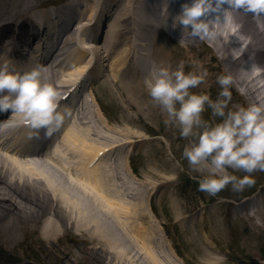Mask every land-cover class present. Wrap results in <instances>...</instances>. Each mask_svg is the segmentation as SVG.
<instances>
[{
    "label": "bare ground",
    "instance_id": "obj_1",
    "mask_svg": "<svg viewBox=\"0 0 264 264\" xmlns=\"http://www.w3.org/2000/svg\"><path fill=\"white\" fill-rule=\"evenodd\" d=\"M102 1L71 0L54 11L33 13L26 0H0V66L8 64L10 70L25 73L30 72L28 66L34 65L33 61L39 62L40 71L46 68L42 79L52 83L61 93L60 111L67 109L61 126L64 148L55 160L21 163L0 155V231L6 234L3 241L11 251L30 239L45 242L38 244L44 255L51 258L47 264H84L83 261L91 264H184V259L168 241V234L161 231L160 223L159 232L155 233L143 224L148 217L152 222L157 221L149 201L165 185L137 177L130 165L131 153L138 151L139 142L147 138L128 127L109 126L99 108L84 103L82 98L79 102L78 97L86 91L91 95L93 83L103 79L108 70L115 79L123 75L141 82L143 78L146 87H150L159 68L151 63L152 47L158 33L163 32L164 43L172 42L175 47L164 45L166 66L162 67L175 71L180 58L185 62L195 59L192 71L206 70L208 73L205 82L196 88L208 82L213 86L219 76L210 60H204L205 52H212L214 60L219 61L220 76L231 74L234 78L230 91L236 94L231 99L235 105L247 107L252 103H264V72L252 75L241 71L250 69L251 64L264 69V14L253 16L242 10L226 12L224 16L214 13L207 19L214 20L220 15L222 23L217 28L218 35L201 40L192 37L191 29H184L176 19L182 6L191 4L190 0H121L117 4ZM80 5L89 18H83L80 9L82 16L78 18L76 13V18L61 29L63 17L70 16ZM172 7L176 15L172 14ZM151 11L154 19L148 18ZM73 23H76L75 28L70 26ZM156 24L158 29L152 31L153 37L149 39L150 35H145L150 31L147 27ZM53 39H58L59 48L64 45L63 52L58 48L52 50ZM71 43L78 48L72 52L71 57H74L68 59L65 55ZM191 52L196 57L185 59L183 54ZM30 53L34 57L31 62L28 61ZM9 54L10 59L7 58ZM147 54L148 59L151 57L149 61ZM86 56H91L87 63ZM114 57L111 65L105 63ZM129 67L133 72L141 67L138 75L142 77L139 79L126 72ZM188 67L184 63V71ZM55 69L62 75H57ZM120 70L126 73H119ZM87 74L89 77L82 80ZM88 81L93 82L86 89ZM112 82L110 86L115 87ZM136 92L131 95L133 98L127 96L124 100L130 110L129 102L135 100L140 105L137 89ZM85 98L88 102L94 101L92 96L85 95ZM78 105H81L79 109ZM226 110H234L231 101ZM11 114L13 116V112ZM21 122L20 116L11 119L16 126ZM136 144V149L131 147ZM258 205L247 204L242 210L248 212L252 207L254 217H262L264 213ZM242 210H236V216ZM199 213L183 219L189 217L192 222L202 216ZM186 224L182 222L183 226ZM69 238L75 240L69 241ZM65 241V248H60L58 245ZM221 259L223 257H210L208 264H223ZM21 262L19 264H33L29 260ZM3 263L14 264L8 260Z\"/></svg>",
    "mask_w": 264,
    "mask_h": 264
},
{
    "label": "rangeland",
    "instance_id": "obj_2",
    "mask_svg": "<svg viewBox=\"0 0 264 264\" xmlns=\"http://www.w3.org/2000/svg\"><path fill=\"white\" fill-rule=\"evenodd\" d=\"M65 1L26 0V4H31L30 6L34 10L33 13H36L38 11L48 12L54 7L59 8ZM108 1H113V3L117 4L121 0H106V2L103 0L105 3H109ZM115 13L116 11L113 12L112 17L115 16ZM148 15L152 17L154 12L151 11ZM88 18L86 16V19ZM154 41L151 63L159 68L166 66L164 45L172 44L174 47L175 45L172 42L164 43L163 32H159ZM176 47L179 48V44H176ZM200 47L201 42L197 46V50L200 51ZM76 48L77 45L71 43L68 48V54L65 56L68 59L74 57H71V55ZM133 55H131V59ZM183 56L185 59L196 57L194 52L187 55L183 54ZM89 57L87 58L86 56L84 61H88ZM115 58L111 60L109 58L105 63L111 65L110 61H114ZM205 59L210 60L214 71L220 76L218 73L219 61L214 60L212 52H205ZM194 60L190 59L185 62L183 58H180V61L190 66L185 69V73L188 70V72H195L191 69L194 65ZM131 70L133 68L129 67L126 72L137 75L135 77H139V79L142 77V75H138L139 72L135 73ZM59 72L60 70L56 69V73ZM122 76L120 75L115 79L108 70L105 77L93 85V90L110 125L131 128L138 133H142V135L144 134L145 138H147H144L146 141L143 142L137 139L140 141L138 151L133 154L131 159L136 176L155 181L158 185L165 183L162 190L158 191L150 201V208L157 216V221L152 222V219L148 217L143 224H146L148 229L155 233L159 232L158 224L160 223L161 231L168 234V241L173 244L175 247L173 249H176L177 253L184 259V264H208V258L210 257H223L221 259L223 264H264V214L262 217H254V208L251 207L248 212L242 210L244 205L248 204L251 206L259 203L258 206L262 208L264 213V171L260 172L257 170L251 173L250 175L255 183L251 186H246L239 192L234 191L231 184L215 196L200 191L199 181L207 175V172L195 170L183 156L184 148L197 142V137L189 136L183 138L180 135L179 126L175 123L167 122L169 121L167 112L151 98L145 79L141 78L143 81L138 82L134 77L131 80L128 76H125V78ZM112 79L116 83L115 87L109 84ZM211 80L213 81V77ZM132 86L134 87L132 88ZM220 88L221 86L218 83L212 86V83L208 82L203 87L196 88L190 92L194 94H209L210 98L215 101L219 97L220 91H222ZM136 89L138 90L137 100H139L138 103L140 105L138 106L133 100L129 102L132 108L130 110L124 100L128 98L127 96H129L128 99L133 98V94L137 93ZM231 93L232 97L235 98L236 94L232 91ZM234 105L235 102L231 100V107ZM205 110L202 113V120L209 125L214 126L222 121L223 118L214 116L212 109L207 105H205ZM225 111L227 112V110ZM202 131L203 128L194 129L196 133ZM228 171L238 178L249 175L240 170L228 169ZM236 210H242L240 215L236 216ZM199 211L202 216L197 217L192 222L188 219L187 222L189 223L185 220L186 226H183L179 221L180 214L185 216ZM153 230L155 231L153 232ZM5 236L6 234L0 231V260L4 262L10 260L15 264H19L22 260H29L33 264H41L38 259L43 260L42 264L51 262V258L47 257V254L44 255L43 250L40 248L41 245L38 244L45 242L30 239L27 240V243L22 242V244H19L22 246L18 245L11 251L10 247L3 241ZM70 240H75V238H69ZM58 246L64 249L66 241ZM83 263L91 264L90 261H83Z\"/></svg>",
    "mask_w": 264,
    "mask_h": 264
},
{
    "label": "clouds",
    "instance_id": "obj_3",
    "mask_svg": "<svg viewBox=\"0 0 264 264\" xmlns=\"http://www.w3.org/2000/svg\"><path fill=\"white\" fill-rule=\"evenodd\" d=\"M241 10L261 16L264 0H192L190 5L182 6L176 19L184 29H191L192 37L212 39L218 35L221 17L207 18L214 13L224 16L226 12ZM241 71L258 75L264 69L251 64L250 69ZM207 76L206 70L185 73L183 61L175 71L160 67L150 84L149 94L167 112V122L179 125L181 137H197V142L184 148L183 156L195 170L207 172L199 181V190L215 196L231 184L233 190L239 192L255 183L251 173L264 171V103H252L247 107L234 105V110L226 112L232 99L233 76L217 78L222 91L215 101L209 94L190 92L204 83ZM60 98V91L42 79L39 69L20 73L10 70L8 64L0 66V112L12 110L13 116H20L32 129H46V137H51L64 123L67 109L60 111ZM205 105L212 109L214 116L223 118L220 123L211 126L202 120ZM8 122L10 120L5 123ZM199 128L203 131L194 132ZM228 169L249 175L238 178Z\"/></svg>",
    "mask_w": 264,
    "mask_h": 264
}]
</instances>
